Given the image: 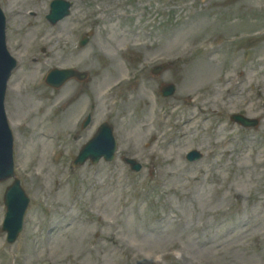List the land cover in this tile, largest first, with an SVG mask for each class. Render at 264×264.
<instances>
[{
  "label": "rangeland",
  "instance_id": "374dc122",
  "mask_svg": "<svg viewBox=\"0 0 264 264\" xmlns=\"http://www.w3.org/2000/svg\"><path fill=\"white\" fill-rule=\"evenodd\" d=\"M179 1V5L172 9L170 18V34L173 36V43L179 46L174 49L181 48L180 56L187 57L185 52L192 49L193 55L196 52L194 46L201 41L208 38V36L214 35L223 36L225 40L230 37H236L231 44H225L220 47L216 43H208L201 50L197 51L198 55L206 56L215 54V58L209 62L208 65L212 68L213 73L208 77H204V82H210L212 79L219 74V76H224L227 74L225 69H246L248 70L247 79L253 82H260L263 84L262 88L264 90V66L259 67L261 63L260 60L264 59V44L261 42V37L255 39L254 34L260 32L261 28L264 26V17L261 14L254 13L253 5L258 0H174ZM12 3L18 4L17 0H12ZM204 3V6H201ZM147 18H144L139 13H135L134 16L129 17L124 22V31L132 37V41L138 39V34H131V32L137 31L142 25L145 24ZM253 21V22H252ZM250 33V37L241 39L244 37L245 33ZM101 35V32H99ZM101 37L98 36L96 41H101ZM248 43L247 47L240 50L239 45H244ZM93 51V47L88 49V53ZM108 65V62L106 63ZM83 69H88L92 71L95 81L98 83V77H96L100 65L97 61H94V65H89L86 62L82 65ZM215 69L217 71H215ZM208 73H210L208 71ZM35 74L31 76L33 80ZM166 79H174L175 76L168 75ZM253 101L252 98H250ZM240 107V106H237ZM253 116H258L256 111H250ZM23 118V115H20ZM32 117L35 116L32 114ZM130 118V117H129ZM28 128H32L29 125L33 122L27 116L26 121ZM58 125V124H57ZM121 132L124 138L130 140H124L123 143L132 141H139L142 136L139 135L134 126L130 124L129 120L120 122L119 124ZM262 130L264 132V123L262 122ZM54 128V127H53ZM49 129L45 121L34 127L33 139L41 136L42 132L56 131ZM26 130L24 131V133ZM262 132V133H263ZM37 137V138H38ZM228 137L227 133L219 134L216 138L220 141L218 143H224ZM255 137V138H254ZM39 140V139H38ZM132 140V141H131ZM207 138L194 133L192 135L187 134L183 140L176 141L175 144L170 147H165L163 150L157 148V152L162 153L163 156H170L172 163L170 161L158 162L155 160L152 162L148 155L143 158L144 163H148L146 168L158 167L162 173L168 175L170 172L174 177L180 175L181 170L192 171L193 174L198 176L201 172V181L192 184V188L197 191L196 196L192 201H188L184 207L179 208L181 215L184 218V223L181 225L182 233L185 234L187 231L196 230L198 231V222L205 221V225L202 231L215 226L216 224H221V227L216 234V237L221 233L230 232L232 230H238L241 228V222L247 220H253L264 215V166L258 167L257 162L264 160H253V158L259 157L264 158V139H262L261 133H251L247 136H242L239 142L228 143L226 149L233 152L232 157H227L225 153L224 146H219L215 144L216 147L213 152L215 153V160L211 162V159L202 160L201 162L194 164L193 166H185L184 160L182 159L183 150L187 147H199L203 150L208 149L209 146L206 142ZM36 140L32 142L25 143V151L22 159V164L27 167L32 164L35 156L33 147L36 145ZM216 141V140H215ZM197 143V145H196ZM49 145H44L43 150L47 153ZM207 151V150H206ZM246 155L249 157L247 158ZM45 157H42L44 161ZM241 159L246 160L242 163L244 168L234 182V187L238 194H231L229 191H225L216 203L211 201L212 186H202L204 184V179L206 178L205 173L208 172L209 177L213 174L212 169L214 167L219 168L220 175L223 176L221 187H219V192L221 189L228 184L229 174L233 169L231 167L235 166V162H241ZM171 163V164H170ZM122 164L118 163L110 166L101 165L98 169H112L118 168L123 169ZM54 168V166H53ZM52 177H49V181L45 184H51ZM103 180L98 176L93 182V186L102 187L101 184ZM174 180L170 179L166 183L163 189H160L162 194L160 199L161 212H164L167 205H179L182 202V198H176L175 194H170L174 192L172 189L174 187ZM31 190L35 191L37 187L29 183ZM92 188L88 191H95ZM102 190L97 192V196L100 199ZM109 192L112 193L111 190ZM169 194V195H168ZM168 195V196H166ZM116 200L117 195H113ZM218 197V194H216ZM166 203V205L164 204ZM114 204V203H113ZM161 204H163L161 206ZM229 212H226V210ZM77 211V209H76ZM214 214H219L218 219H214ZM151 214L146 210L144 204L140 205V211L135 216L136 220L134 225H125L124 227L131 232H138L142 235H147L149 230L156 226V223L151 221ZM160 230L166 231L173 227L171 225H165L164 223L159 226ZM246 228V227H245ZM258 231V238L254 236L249 238L248 236L242 238L230 237L224 240H217L216 237L213 240L215 242L213 250L215 252L211 256L204 254L203 256L190 255L188 264L190 261L193 262H204L209 260L214 264H244L250 262L253 264H260L262 257L264 256V221L258 225L256 228ZM199 232V231H198ZM136 240L140 241L146 248H150L151 245L144 240L139 239V237L131 235ZM174 239L176 237H173ZM169 240V239H167ZM211 240L210 235L204 236L203 240L199 242L208 243ZM1 242V241H0ZM158 246H155L157 248ZM147 257V256H146ZM145 256H141L140 259H146ZM134 257L126 251L119 252L115 255L114 260L121 262V264H130ZM0 264H6V254L4 248L0 249Z\"/></svg>",
  "mask_w": 264,
  "mask_h": 264
},
{
  "label": "bare ground",
  "instance_id": "6f19581e",
  "mask_svg": "<svg viewBox=\"0 0 264 264\" xmlns=\"http://www.w3.org/2000/svg\"><path fill=\"white\" fill-rule=\"evenodd\" d=\"M170 43H172L171 41H170ZM199 68L200 69H204V70H207V71H209L210 72V74H212L213 73V70H212V68L210 67V66H208V65H202V64H200L199 65ZM202 80H200V82H201Z\"/></svg>",
  "mask_w": 264,
  "mask_h": 264
}]
</instances>
